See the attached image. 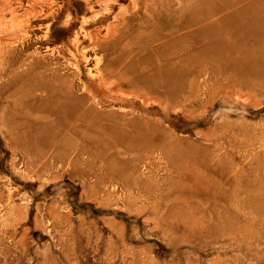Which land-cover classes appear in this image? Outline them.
Masks as SVG:
<instances>
[{"label": "rangeland", "instance_id": "1", "mask_svg": "<svg viewBox=\"0 0 264 264\" xmlns=\"http://www.w3.org/2000/svg\"><path fill=\"white\" fill-rule=\"evenodd\" d=\"M209 2L224 0H0V264H264V84L195 58L237 43L256 12L241 11L264 0L192 22ZM36 56L63 63L93 118L119 122L85 142L36 111L48 94L27 92ZM98 58L118 61L111 76ZM164 77L179 83L126 81ZM43 127L33 153L17 144Z\"/></svg>", "mask_w": 264, "mask_h": 264}, {"label": "bare ground", "instance_id": "2", "mask_svg": "<svg viewBox=\"0 0 264 264\" xmlns=\"http://www.w3.org/2000/svg\"><path fill=\"white\" fill-rule=\"evenodd\" d=\"M241 1L242 0H224L223 5H220L216 8H213L212 6H210L211 4L209 2V3H207L208 7L205 8L200 14H197V12L195 13L192 22L200 23V22L207 21L213 15L218 14V12L220 13V11L224 7H232L235 4L240 3ZM257 7H258V5L246 6L244 8V10L241 11L239 16H241V17L244 16V18L247 17V15L250 13V11L251 12L256 11V12L254 13V16L249 17V21L247 23H245L243 26H241L240 31L242 32L243 35H241L242 37L240 38V40L237 43H232L231 46H229L228 48H225V51L221 50V52H218V53L213 52L212 50L199 51L195 57L197 62L204 64L207 67L212 68V67L217 66L216 62L218 60L223 59L222 61L225 63L226 69L228 71L236 72V73H238V75H242L244 78H247L248 76H253V77H255V79H253L254 82L249 81L251 83V85L254 86V85L258 84V85L262 86L264 84V25L262 24V22L264 21V20H262L264 18V11H258ZM20 19H22V18H20ZM12 21L15 22L16 20H12ZM237 21H238V19H237ZM225 24L228 27L227 30L230 29L229 25H231V21L230 20L225 21ZM14 35L15 34H13V37H14ZM18 36L20 37V33L18 34ZM15 38L16 37H14V39ZM154 38H156L155 40L157 41L160 39V36L158 34H156V36ZM252 40L257 41L258 44L253 46V47H249V43ZM94 41H95V39H94ZM3 42L4 41H2V43ZM45 42H47L46 39L41 43H45ZM79 43H81V42H79ZM105 51H106V49H105ZM77 52H78V50H77ZM125 53L128 55L130 54V53H128V51H126ZM54 58H55V56H54ZM38 60L39 59L36 56V58H34V61H33L34 63L32 62L33 63L32 69L35 70V72L31 76H28V78L25 79L26 81L30 80L26 86L27 92L29 94L30 93H36L37 91H45L46 93H48L47 98L42 100L35 107L36 111L47 112L48 114L56 115L58 117V122L60 124H62L63 126L71 127L73 129L74 133L77 134L78 136H81V138L85 142H88V141L96 142V141H98L99 137L97 138V136L95 134H93V132H91V131L88 132V129L90 130L91 126H95V125L99 124V121L104 119L107 121L115 120V121L119 122L118 120L114 119V117H110L109 115H106V114L105 115L100 114L99 120H96L95 118L92 117V114H96L95 112L100 113L99 109L96 106V103H94V102L90 103L89 99L85 98V96H83L82 94H79L78 92H76L75 88L73 87V85H74L73 83L67 82L68 79L63 76L64 72L61 73V71L63 69H65V66L63 65V63H61L55 59H53V61L51 60V61H47L45 63H40ZM97 62H98V64H97V66L96 65L95 66L97 67L98 71H100V73H104L105 75L111 76L113 74V70H114L113 68H115L116 63L118 61H115V62L108 64L105 62V60L103 58H98ZM23 64H25V60H23L20 65H23ZM39 67L43 69L44 73L38 74V72H36V70ZM140 70H142V69H140ZM128 73H129V70L126 68L118 75V78L119 79H127V78H129ZM92 76H94V75H92ZM168 78L169 77H164L163 78L164 80H162V81L156 80L153 82L152 81H145V80H138V81L136 80L135 81L132 79H128L126 81L128 82L127 84H129L128 86L130 88L139 89V93L141 92L140 89L142 87H144L143 91H145L147 93H156V90L158 89L159 84L165 83L168 87H171V86H173V85L175 86L179 83L178 79H168ZM249 82H244V83L246 85H248V84L250 85ZM106 85H107V82H106ZM101 90H102V88H101ZM116 91H118V90H116ZM27 92H26V94H28ZM110 92H111V90H110ZM145 92H143V93H145ZM125 93H127V92H125ZM151 95H153V94H151ZM125 96H127V95H125ZM150 101L151 100L149 99L147 103H149ZM154 101H156V100H154ZM88 102H89V104H87ZM47 131H48L47 127H46V129L44 127L43 128H36V129L32 128L31 132L34 133L33 138L28 140V138H26L25 136H22V138L15 139V140H17V144L19 142L24 149L33 153L34 150H37L40 147L39 143L45 144L48 137L51 135V133H48ZM47 134H49V136ZM16 136H20V135H16ZM47 143H49V142H47ZM146 144L149 147H153L154 145H156V143H154V141L147 142ZM50 152H52V151H50ZM259 201L264 202V198L262 196H260ZM246 202H247V200H246ZM256 202H257V200H256ZM249 204H250V202H249Z\"/></svg>", "mask_w": 264, "mask_h": 264}]
</instances>
